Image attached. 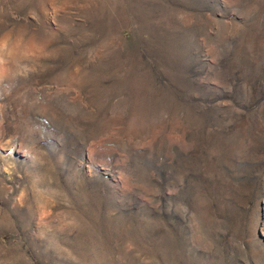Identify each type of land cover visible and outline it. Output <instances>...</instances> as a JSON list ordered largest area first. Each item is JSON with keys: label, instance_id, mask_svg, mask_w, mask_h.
Segmentation results:
<instances>
[{"label": "rangeland", "instance_id": "1", "mask_svg": "<svg viewBox=\"0 0 264 264\" xmlns=\"http://www.w3.org/2000/svg\"><path fill=\"white\" fill-rule=\"evenodd\" d=\"M0 264H264V0H0Z\"/></svg>", "mask_w": 264, "mask_h": 264}]
</instances>
